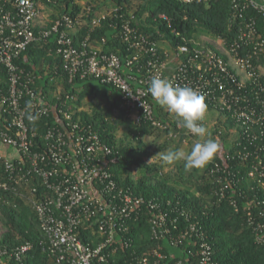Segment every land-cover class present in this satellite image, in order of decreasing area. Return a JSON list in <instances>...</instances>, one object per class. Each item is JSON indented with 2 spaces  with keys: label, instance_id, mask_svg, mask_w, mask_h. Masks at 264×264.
Listing matches in <instances>:
<instances>
[{
  "label": "built area",
  "instance_id": "2783aa9c",
  "mask_svg": "<svg viewBox=\"0 0 264 264\" xmlns=\"http://www.w3.org/2000/svg\"><path fill=\"white\" fill-rule=\"evenodd\" d=\"M58 1L0 0V66L9 80L7 91L0 87V145L11 150L0 153V162L8 173L0 179V190L32 206L42 232L38 244L42 252L54 264H216L213 248L205 232L192 222L193 216L181 213L188 227L173 237L171 226L176 228L177 221L153 200L148 201L157 212L150 221L153 239L169 236L176 248L183 241L194 243L188 252L195 260L170 261L161 246L141 255L134 251L127 260L123 256L122 262L114 259L128 246L127 240L119 241L117 236L128 232L125 224L131 211L146 201L115 180L108 167L113 149L92 130L73 121L63 103L56 113V125L44 135V143H34L32 125L49 116L50 108L31 88L33 79L25 77L16 62L29 46L46 42L53 34L57 35V54L69 83L78 77H92L112 85L128 118L135 123L144 118L154 128L169 131V138L182 137L183 142L196 139L177 124L173 127L154 117L148 91L151 79L160 76L188 85L204 96L206 109L219 115L212 126L206 127L221 146V161L214 159L204 168L208 169L205 174L215 184L217 200L231 197L230 204L236 211H243L256 243L264 246V38L256 20L245 15L252 10L264 23V0H233L234 15L241 22L231 45L216 38L220 48L187 39L176 30L173 33L181 43L173 48L162 34L160 42L152 40L137 31L131 21L124 22L123 57L104 52L92 40V32L106 17L89 21L87 17L81 22V13L77 17L64 14L51 25H38L41 3ZM175 1L200 5L210 0ZM91 13L89 8L86 14ZM131 18L133 21L134 16ZM158 19L171 24L165 14ZM140 23L145 25L146 21ZM83 27L89 28L88 34L76 43L74 36ZM105 42L103 39L101 44ZM73 98L67 96V100ZM29 102L32 114H39L36 120L27 118ZM242 181L246 188L240 187ZM0 227V264H27L33 245L2 243L1 237L7 231L2 224Z\"/></svg>",
  "mask_w": 264,
  "mask_h": 264
},
{
  "label": "trees",
  "instance_id": "16d2710c",
  "mask_svg": "<svg viewBox=\"0 0 264 264\" xmlns=\"http://www.w3.org/2000/svg\"><path fill=\"white\" fill-rule=\"evenodd\" d=\"M77 1L59 0L56 4H50L49 6L56 10L52 15L53 19L56 20L64 14L77 17L82 12V7ZM113 1L118 11H114L111 16L102 20L91 37L104 52L115 53L121 57L126 55V45L122 40L121 32L123 23L127 21H131L137 31L152 40L160 42L159 35L162 34L165 41L173 48L181 43L173 33L175 30L187 39H195L201 34H207L214 38H222L231 45L241 22V19H237L234 15L233 0H210L208 4L200 5L183 4L175 0H143L133 13H130L131 0ZM95 12L96 10L93 9L88 21L93 18ZM161 14L167 15L171 19V24L159 20ZM245 15L247 19L256 20L258 31L264 38V23L261 16L252 10L247 11ZM132 16H134L133 21ZM143 20L146 21L145 25L140 23ZM88 29L83 27L74 36L76 43L85 38ZM56 39L57 35L53 34L46 42L32 44L16 62L24 72V76L33 79L31 88L44 98V104L50 108L49 116L38 119L32 125L33 132L36 133L34 143L39 145L44 143V135L48 128L56 125V113L63 103L64 110L71 113L73 121H79L83 128L92 130L113 149V154L108 158V167L115 180L121 187L146 201L145 204L131 211L125 224L128 232L117 236L119 241L127 240L128 246L122 253L114 256V259L122 262L125 257L126 260L129 259L134 251L141 255L161 246L170 261L183 259L190 263L195 260L188 252L194 248V243L190 245L187 241H183L176 248L170 242L169 236L159 240L153 239L150 221L157 212L148 205V201L153 200L162 211L168 213L171 219L177 221L176 228L171 226L173 237H177L181 230L188 227L181 213L186 211L193 216L192 222L205 232L213 248L216 264H264V246L256 243L243 211H236L230 204L231 197L227 196L222 202L217 200L214 195L215 184L211 176L205 174L208 169H205L200 177L199 170H193L198 180L194 187H190L173 182L164 174L163 165L146 162L147 158L157 153V150L153 149L154 143L148 144L146 138L156 132L160 133L158 137L161 134L168 137L169 131L154 128L144 118L139 123L128 118L126 111L121 108V97L112 85L103 84L92 77L86 79L78 77L69 83L57 54ZM103 39L106 41L104 45L101 44ZM8 81V75L0 66V87L4 91L9 89ZM59 88L62 89L61 94L57 93ZM67 96L74 98L67 100ZM150 102L157 120L176 126L177 123L168 120L169 112L158 105L151 96ZM121 127H126L124 139L118 137ZM212 134L211 138H213ZM181 138L177 140H182ZM224 139L223 142L226 143ZM171 140L175 141L172 138ZM169 145L170 142H165L160 150L165 151ZM215 159L221 161L219 154ZM7 176L8 173L0 162V179ZM240 184V187L246 188L243 181ZM234 197L243 208L242 200L237 194ZM6 200L12 203L4 204ZM0 201H3L0 202V223L7 231L2 235L1 242L9 246L31 243L33 249L27 256V264H54L52 259L38 247L42 240V232L32 206L10 197L2 190H0ZM117 244L120 245L118 241Z\"/></svg>",
  "mask_w": 264,
  "mask_h": 264
},
{
  "label": "clouds",
  "instance_id": "9594fccd",
  "mask_svg": "<svg viewBox=\"0 0 264 264\" xmlns=\"http://www.w3.org/2000/svg\"><path fill=\"white\" fill-rule=\"evenodd\" d=\"M148 91L158 105L176 117L178 127L187 130L196 138L188 151L183 148H169L155 157H159L165 165L182 163L186 171L200 170L208 166L219 154L221 146L211 138L203 123L206 114L204 96L188 85L181 86L160 76L151 79ZM31 109L32 104L29 102L26 105L27 118L38 119L39 114L33 115Z\"/></svg>",
  "mask_w": 264,
  "mask_h": 264
},
{
  "label": "rangeland",
  "instance_id": "374dc122",
  "mask_svg": "<svg viewBox=\"0 0 264 264\" xmlns=\"http://www.w3.org/2000/svg\"><path fill=\"white\" fill-rule=\"evenodd\" d=\"M78 4L82 7V12H81V22L82 20L87 19V10L89 8L96 10L93 18H102V17H108L111 16L112 13L116 10V3H114L113 0H78L77 1ZM143 0H131L130 3V13H133L138 5L142 4ZM50 4L47 3H41L42 8L40 9V16H39V20L38 22L42 23L43 25L48 26L50 25L52 22L56 21L53 19V16L56 13L55 8L49 6ZM84 22V21H83ZM84 24V23H82ZM195 41H197L200 44H207V45H213L214 47H218L220 48L219 44H218V39L212 37V36H208L207 34H201L198 37L195 38ZM162 45H164L162 43ZM166 46V45H164ZM62 89L59 88L57 93L59 94V92ZM83 108H85L83 106ZM167 111V110H166ZM169 121L171 123H177V119L174 115L169 113V117H168ZM219 119V115L215 112L212 111L210 109H206V114H205V119L203 121V123L205 125H210L212 126L215 121H217ZM211 128V127H210ZM126 133V127H121L120 130L118 131V137L121 139H124V135ZM210 136L212 134V131H209ZM158 134L160 133H155L153 134L151 137H147L146 138V142L148 144H153L154 143V148L155 150H157V153L146 159V162L150 163V161L158 155V153L160 152H164V150H160V147L162 146V144H164L165 142H170V145L168 146V148L165 149V151L169 148H183L185 151L190 150L191 145L194 143L195 140L192 141H187V142H183L182 140H171V138L167 137L165 134H161L158 137ZM212 137L218 142L215 134H212ZM151 163H157L159 165H163V171L164 174L167 175L173 182H178L180 185H186V186H190V187H194L196 180H198V177L196 175L195 172H193V170L190 171H186L183 168V164L182 163H177L174 165H165L164 162L159 158V157H155ZM184 170V171H183ZM204 170L205 169H200L198 172L199 177L202 176L204 174ZM1 224V223H0ZM3 229L0 227V235L2 233Z\"/></svg>",
  "mask_w": 264,
  "mask_h": 264
},
{
  "label": "crops",
  "instance_id": "0c3cea01",
  "mask_svg": "<svg viewBox=\"0 0 264 264\" xmlns=\"http://www.w3.org/2000/svg\"><path fill=\"white\" fill-rule=\"evenodd\" d=\"M40 22H41V21H40ZM40 22H37V24H38V25H42V26H44V25H43L42 23H40ZM96 46H100V45H97V44H96ZM10 152H11L10 149H8V148H6V147L0 145V153H4V154L6 153V154H7V153H10Z\"/></svg>",
  "mask_w": 264,
  "mask_h": 264
}]
</instances>
